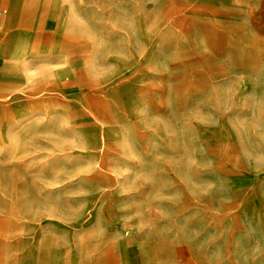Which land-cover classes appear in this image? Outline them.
<instances>
[{"label": "rangeland", "instance_id": "1", "mask_svg": "<svg viewBox=\"0 0 264 264\" xmlns=\"http://www.w3.org/2000/svg\"><path fill=\"white\" fill-rule=\"evenodd\" d=\"M9 1L0 264H264V0Z\"/></svg>", "mask_w": 264, "mask_h": 264}, {"label": "bare ground", "instance_id": "2", "mask_svg": "<svg viewBox=\"0 0 264 264\" xmlns=\"http://www.w3.org/2000/svg\"><path fill=\"white\" fill-rule=\"evenodd\" d=\"M5 13L9 15V18H15L16 12L12 6V3L8 0L1 6ZM17 43V35L8 41V54H6L7 62L11 64H15V60L21 57V51H24L26 54H31L34 52L35 47H29L28 50L26 49H17L15 46ZM12 53V54H11ZM41 59V58H40ZM39 61V60H38ZM28 71L23 69L19 70L17 67L15 69H11L10 71H6L4 74L0 76V87L7 90H14L16 86L17 80H20V84L23 85L29 81L30 76L27 74ZM23 116L22 119H18V113L16 110H12L11 118L6 121L4 125L3 120L0 119V147L3 142H6L9 146H13L16 151L20 150L25 144V140H20L21 132L23 131L22 126L26 123L34 122V110L31 106H27V111L19 110ZM30 117H26V116ZM5 139H4V136ZM15 157V156H14ZM16 158V157H15ZM12 162L13 166L18 165V161L20 160L19 157ZM151 206V205H150ZM148 213V212H147ZM149 216V215H148ZM151 221V219H150ZM153 221V220H152ZM155 222V221H154ZM156 224V223H155ZM146 236V235H145ZM144 236V237H145ZM140 249L142 250V257L145 261V264H170L164 259L160 258L157 248L151 241H143L140 244ZM110 264V260L108 261Z\"/></svg>", "mask_w": 264, "mask_h": 264}, {"label": "crops", "instance_id": "3", "mask_svg": "<svg viewBox=\"0 0 264 264\" xmlns=\"http://www.w3.org/2000/svg\"><path fill=\"white\" fill-rule=\"evenodd\" d=\"M3 14H6L4 9L0 6V18H1V15ZM37 21H39L40 23V17H38L36 19ZM39 23L37 24V26L39 27ZM15 21H14V18L11 17V18H7L6 22L5 23H2L1 20H0V49L2 48L3 45H5V43L11 39H13L16 35L22 33V32H26L28 29H23V30H16L17 26L15 27ZM36 29V28H35ZM37 30V29H36ZM35 31V32H32L33 34H35V37L36 36H39V41L43 44V37H42V31ZM44 46H49V44H45ZM2 58V54H1V51H0V59ZM2 61V60H1Z\"/></svg>", "mask_w": 264, "mask_h": 264}]
</instances>
